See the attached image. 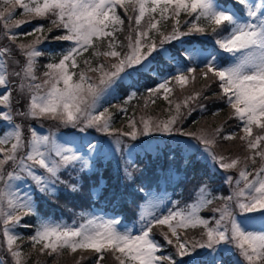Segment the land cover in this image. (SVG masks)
<instances>
[{
  "label": "snow or ice",
  "instance_id": "6c2138e0",
  "mask_svg": "<svg viewBox=\"0 0 264 264\" xmlns=\"http://www.w3.org/2000/svg\"><path fill=\"white\" fill-rule=\"evenodd\" d=\"M242 7L241 14L218 3V0H2L0 22L3 36L15 45V49L24 58L23 64L13 57L11 46L0 47V86L5 88L0 93V123L7 122L10 130L0 131V227L6 242L7 253L13 264H27L28 256L23 253L17 241L23 237L14 231L21 225V220L34 215L32 198L29 194L19 195L14 190L13 181L24 176L30 178L41 192L51 191L49 185L59 181V173L82 161L84 167L88 161L78 150L57 144L50 135H40L35 129L30 131V138L24 136L22 125L15 123L13 117V95L8 90L10 76L19 77L18 90L26 96L25 111L16 115L44 118L57 121L61 125L78 128L84 132L95 128L108 136L114 137V143H123L121 137L136 140L138 136H147L151 132L172 133L179 131L175 127L182 120V105L189 107L190 101H196L201 91H194L179 103L175 104V114L165 120L152 116H141L140 127L134 119L128 121V131L115 129L112 124L113 114L108 108H100V100L112 89L122 74L128 69L144 66L145 61L153 53L164 50V46L181 37L196 34H207L210 29L215 37V44L224 53L232 56L228 66H219L213 56L200 71L203 79H214L220 89L219 98L225 99L231 109L230 118L240 122V130L244 133L239 139L245 142L249 155L241 158L218 155L214 149L218 138L233 140L236 134L223 135V127L212 131L202 129L199 133L183 132L204 146V151L219 165L220 169L229 171L239 167L238 176L226 177V183H235L236 187L230 196H201L198 201L186 209H169L167 214L159 216L148 213L151 219L142 226L138 234L131 230L120 231L119 221H100L88 219L78 227L41 222L34 234L28 239L33 250L39 246V253L47 252L49 256L60 255L63 250H93L99 254L97 264L110 253L118 264H177L173 255H163L162 245L153 237L156 226H165L167 231L161 235L168 245L175 249V256L186 257L197 249L215 251L218 246L231 245L243 264H264V230L249 231L237 219L232 203L245 219L258 217L264 221V0L252 3L250 0H235ZM123 9L125 15L129 10L130 30L127 43L121 44L115 33L123 30L124 19L117 9ZM17 9L22 10L25 19H15ZM191 18L185 24L188 30H180L181 14ZM247 17L246 19L244 17ZM159 17V18H157ZM175 18L172 30L165 34L159 25L161 21ZM33 20H48L51 27L61 34L51 36L53 41L70 42V46L62 54L58 62L45 65L42 78L36 75L37 60L44 53L38 45L49 39L43 35L44 25H36L31 32L17 33L23 24ZM134 21L135 27H132ZM203 21V23H201ZM28 43H18L20 36H33ZM157 37L158 42H157ZM92 49L96 63L85 59L80 68L78 57ZM122 49H125L122 51ZM189 59L194 54L185 50ZM103 58V59H100ZM20 65L19 71L9 72V62ZM196 68L180 71L165 80L158 88L151 89L149 95L163 90V98L169 100L173 89L169 86L173 81L184 89L190 82L194 83ZM39 81V82H38ZM135 96L133 93L129 100ZM127 103V101H126ZM154 103V101H153ZM147 106V104L145 105ZM126 112V109H119ZM191 114V110L187 113ZM254 129L258 132L254 134ZM89 152L97 151V146L87 144ZM53 154L58 159H53ZM260 166L249 171L251 165ZM11 165V171L7 166ZM42 169L46 175L37 174L36 168ZM18 170V171H17ZM20 173H23L22 176ZM249 177H252L249 179ZM75 189V185H73ZM202 192L206 189H201ZM213 199H222L223 205L212 209L219 213L218 218L206 219L199 213L211 205ZM146 216L141 215L144 221ZM202 229L200 239L187 236L188 229ZM0 264H4L0 261Z\"/></svg>",
  "mask_w": 264,
  "mask_h": 264
},
{
  "label": "rangeland",
  "instance_id": "374dc122",
  "mask_svg": "<svg viewBox=\"0 0 264 264\" xmlns=\"http://www.w3.org/2000/svg\"><path fill=\"white\" fill-rule=\"evenodd\" d=\"M252 3H260L261 0H250ZM220 4V3H219ZM223 5V4H221ZM228 9L235 11L238 15L239 12L237 9H233L231 5H225ZM0 7H3L2 0H0ZM132 12L131 10H129ZM22 15V10L17 9V13L15 16V19H25ZM159 18V17H157ZM181 18V19H180ZM247 18L246 16L244 17ZM175 19V18H172ZM180 21V29L182 31H187L188 26L185 24L186 20H190L191 18L187 17L185 14H181L179 17ZM203 23V21L201 22ZM44 25V33L43 35H47V29L51 27L50 22L48 20H33L31 23L23 24L19 29H16L15 31L17 33H28L33 30V28L36 25ZM185 25L186 30L183 29V26ZM56 30V29H53ZM61 32L58 30V32H55L54 35H59ZM25 37H30L29 39H25ZM33 39H35V35L33 36H20L18 43H28L31 42ZM56 41L48 42L44 41L40 45H38L39 49L44 53L41 57L37 60V68H36V75L38 77L42 78V73L46 71L45 65L49 62H58V60L61 58L62 54L67 50V48L70 46V42L63 44L60 43L59 49L53 48V45ZM66 45V46H65ZM4 46H11L13 48V57L16 60H19L21 64L24 62V58L20 55V53L15 49V45H12L10 41L6 40V38L3 36V28H2V22H0V47ZM63 47V48H62ZM185 50H188L194 54L193 59H189L187 56V59L193 61L196 63L199 67V69H203L205 66V63L207 60H210L213 56L216 57V63L219 66H223L220 64L217 51L213 47H210L208 49H202L201 47H193L191 45H186ZM164 57L167 59H171L173 62L172 64L174 67L171 70H166L164 74L160 75L159 82L155 86H153L152 89L158 88V86L163 83L165 80H169V75H176L180 71H186L188 68H190L189 65H187L185 62L177 61L175 58H173L172 54H170L166 49L160 50ZM172 55V56H171ZM176 56V55H174ZM146 62V61H145ZM192 62V63H193ZM78 63H79V57H78ZM232 63V62H230ZM146 64V63H145ZM144 67H147V64ZM228 66V65H227ZM84 65H81L80 68H83ZM226 67V66H224ZM20 65H17L15 63L9 62V72L16 70L19 71ZM132 69H128L126 73L122 74L123 79L120 81H129L130 79H126L128 72H130ZM126 79V80H125ZM109 90L108 93L105 94L104 97L100 100V108L97 111H102L103 108H110V106H116V111L111 112L113 114V120L115 113H119L121 108L125 109L126 106L128 107L130 103L134 100V97L129 100V97L135 93V87L134 89H131L127 96L124 98L122 97L119 82ZM170 81V80H169ZM39 82V81H38ZM18 83H19V77L10 76V81L8 84V90L12 92L13 95V117L15 123H19L22 125L25 139L27 140L30 138V131L32 129H35L38 134L40 135H50L52 136L57 144H61L67 147H72L74 149L78 150V154H80L82 157H84L85 160L88 161V166L84 167L83 160L77 162L74 166H70L66 169L62 168L61 171L67 170V171H88V172H95L98 176H100V172L93 168L92 165L94 162L99 161L101 159L103 162L107 160H111L110 167L112 168V175L114 177V181L112 182L111 187H109L106 183L100 184L96 187V189H93L94 194V200L95 201H101L98 200L99 193L101 192L102 195H107L108 200H112V205H115V211L121 204L122 198L129 203L130 201L133 203L134 197L132 196V190L126 187L124 180L122 179L121 175L123 174H133L135 172H138L141 169V166H137L136 162H132L137 152H142L143 150L147 151L146 149H150V152L153 156H159L161 159L164 157H167L169 160L167 170L163 171V176L158 178L157 180V187H153L149 190H145L144 192V200L139 206V212L138 217L136 220L132 223H124L121 220V216L117 215L115 213H109V212H103L101 209L94 208L92 210L81 212L75 217V219L69 221H55L52 219H41L39 220L38 226L41 222H47L50 224H60L65 226H72V227H78L80 224L84 223L88 219L95 218L100 221H109V220H117L119 221L117 227L120 231L124 230H131L133 234H138L142 228V226L147 222V219H151V216L148 215V213H155V215L159 216L161 214H167V211L169 209H175V208H181L186 209L187 206L192 205L198 201V199L201 196H207L208 198L215 197V193L211 191V189L217 191V189L224 185L228 192L229 196L232 195L233 189L236 187L235 183L229 184L226 183V177L231 175L234 179L238 176L239 167L237 169L224 171L223 169L219 168V165L216 164L208 155L207 152L204 151V146L200 144L197 140L193 139L190 136H173V137H167L165 139L160 138H148V136H144V138L137 142L136 140H132L131 138L121 137L123 143H121L119 146H117L114 143V140H112L108 135L98 132L95 128H89L86 129L84 132L79 131L78 128H72L70 126H65L59 124L57 121L39 118L34 119L31 117H25L21 116V119H16L15 114L18 112L25 111V105L27 103V99L25 95H22L20 91L18 90ZM136 85H140L139 82L135 81ZM171 84V83H170ZM172 89L179 85L175 84L173 81L171 85H169ZM150 88V89H151ZM176 88V87H175ZM149 89V90H150ZM174 91V90H173ZM172 93L169 94L173 95ZM5 88L3 86H0V93H4ZM150 93V92H149ZM163 97L164 93L163 90H161L160 93L155 95H148L146 96L147 101H152L156 97ZM183 100V99H182ZM181 100V101H182ZM127 101V103H126ZM179 101V102H181ZM177 102V103H179ZM190 105V104H189ZM183 112H186L187 107H184ZM230 109V107H229ZM0 110L6 111L7 109H3V106H0ZM231 110V109H230ZM182 112V109H181ZM121 113H123L121 111ZM112 120V123H113ZM181 122V121H180ZM180 122L178 121L175 127L177 128L178 125H180ZM199 127L194 130V132L199 133L202 129L207 131H212L217 127H220L221 125L217 126L216 124L212 126H203L201 125V122L198 124ZM3 127L4 131L10 130V125L7 122L0 123V128ZM179 129V133L183 132H189L188 129L184 128H177ZM93 131V132H91ZM258 132L257 129H254V134ZM163 133V132H158ZM235 133L237 140L239 141L236 146L245 145L244 141H241L239 137L241 135H244V133L240 130V123L239 125L234 126H223V132L221 133V137L223 135H228ZM170 139L171 143H169L166 146V151L168 152V155L161 152V143L166 140ZM220 140V138H218ZM95 144L97 146V151L95 152H89L87 148L88 143ZM217 146V145H216ZM219 147V146H217ZM246 148V145H245ZM217 150V148L214 149V151ZM246 150H248L246 148ZM179 151L183 154L185 159L192 158L194 161L202 160L204 163H206L209 166V172H214L215 175L208 177L210 181V185H206L204 183L195 182V188L192 191V196L190 199H186L184 194L180 197L179 194V187L178 185H184L188 183L191 180V176H189L186 172L183 171L182 166L177 165V160ZM221 151V150H220ZM236 152V150H234ZM232 152H217L218 155H223L226 157H236L239 156L241 158L247 156L246 151L243 153H233ZM249 151V150H248ZM249 155V154H248ZM53 159H58V157H55L53 154ZM82 169H79V167ZM260 166L259 158H257V164L251 165V162H249V171L252 170V168H258ZM8 171H11L13 169H10L7 167ZM37 174L46 175L42 169H39L38 167L35 169ZM18 171V170H17ZM60 171V172H61ZM22 176H24L23 173H20ZM60 174V173H59ZM252 177H249L251 179ZM14 185V190L17 191L19 195H24L25 193L29 194L32 198L33 208L35 207V195L37 194V190H39V186L35 184L30 178L24 176L22 180L19 181H13L11 182ZM80 181L79 183H73V182H65V184L62 185H69L72 188L73 194H76L78 192H84L85 189H82L80 187ZM73 185H75V189L73 188ZM1 186L3 188V182L1 183ZM60 187L59 181H57L54 185H49V188L52 189L51 191H45L42 194L47 193H54L58 188ZM206 189V191L202 192L201 189ZM40 191V190H39ZM130 194V195H129ZM117 200V201H115ZM215 200H213L214 203ZM208 205L207 207L203 208L200 211V215L206 219H210L212 217L218 218L219 213L213 212L212 209L219 208L223 205L222 203H217V205ZM213 205V207H211ZM72 209V206H70ZM232 209L237 214V219L242 223V225L249 231H262L264 230V221H262L258 215L256 218H249L245 219V217L241 214H239L238 209L235 208V203H232ZM144 214L146 216V219L144 221L141 220V215ZM74 215V214H73ZM156 229V232L160 236V238L163 240L164 248H167V252L165 253L162 251L163 255H173L174 259L179 264L187 263V264H203V261H208L207 264H243L242 258L239 256L238 252L231 247V245H221L216 248L215 251L210 249H197L195 253H192L190 256L186 257H179L175 256V249L172 245H168L166 241L164 240V237L161 235L162 231H167V228L165 226H156L154 227ZM14 231L20 235L19 230L17 229V226L14 228ZM202 229H188L187 230V236L189 239L195 238L200 239V233ZM153 237L154 234L152 233ZM156 239V238H155ZM22 240L17 241V243L22 246ZM159 242V241H158ZM39 252V246H37V249L34 251ZM64 251H69L65 249ZM93 252V250H77L76 252ZM40 255V254H39ZM44 257H39L38 260H33L31 264H56L53 261L58 260V257L60 255L53 254L48 259L47 256L44 255ZM99 257V254H98ZM83 259V257H81ZM80 257L77 256L76 260H72L70 264H74L77 262ZM0 261H3L4 264H13L12 258L9 253H7L6 250V242L2 236V227H0ZM118 263V262H117Z\"/></svg>",
  "mask_w": 264,
  "mask_h": 264
},
{
  "label": "trees",
  "instance_id": "16d2710c",
  "mask_svg": "<svg viewBox=\"0 0 264 264\" xmlns=\"http://www.w3.org/2000/svg\"><path fill=\"white\" fill-rule=\"evenodd\" d=\"M219 3L223 5H232L238 8L239 10H242V7L235 3V0H218ZM118 14L124 19V25L122 31H117L115 33L116 38L121 44H126L127 40L126 37L129 34L130 30V21L128 19L129 16L134 15L132 12H128L127 15H125L123 9H117ZM181 19V18H180ZM175 19H168L167 21H161V24L159 27L161 30L168 34L171 32L173 24ZM181 21V20H180ZM182 25V24H180ZM132 27H135L134 21L132 22ZM183 29L186 30L185 25L183 26ZM181 30V29H180ZM182 31V30H181ZM55 32H58V30H53L52 33H48L47 36H49V39L46 40L48 42L53 41L51 39V36H54ZM30 37H25V39H29ZM217 37L213 36L211 34L210 29L208 30L207 34L201 35L193 33L188 36L181 37V39L172 41L169 44H166L164 48L172 54L171 56L173 58H178L181 60H184V50L186 45H192V46H201L203 48H209L210 46L217 48L219 47L215 44V39ZM157 37V42H158ZM60 43L65 44V42H59L56 41L54 43L53 48L58 49L60 47ZM125 49H122V51ZM176 55V56H174ZM223 60V64H226V60L223 59V57H219ZM85 59H90L93 61V65H95L96 58L92 56V49H89L87 52H84L82 56L79 57V65H84L83 61ZM103 59V58H100ZM147 67L144 66L138 67V69L134 70L133 74H130V77L134 78L133 83L130 87L136 86V95L135 100L130 103L128 107H126V112L124 113H115L114 120H113V127L115 129H119L121 131H128V121L129 119H134L137 123V126L140 127V117L143 116H152L155 119L165 120L169 117L170 114H175V104L179 101H181L185 96L190 95L194 91H201V96L196 101H190L189 107H187L186 112L184 111V108L181 107L182 113H184V117L182 120H178L180 122V125L177 126V128H186L189 130V132H194L195 129L199 127V123L201 122V125L203 126H209L213 125H221L223 126H234L239 123L238 120L234 118H230L231 110L229 109L228 104H226L225 99L219 98V86L218 82L214 79H203L200 76V71L202 69H199L197 66H194V68L197 69L196 73L193 75L196 76V80L194 83H189L185 86L184 89H181L180 87L175 86L173 88V95L169 96V100L172 101V104H169V101H166L162 96L156 97L154 100L147 101L145 98L149 94H146L143 89L145 87L152 86L153 81L157 80V76L159 74H162L165 70H170L172 68L171 65V59H167L164 57V54L159 50L157 53H153L151 57H149V61L146 63ZM155 79V80H153ZM139 82L140 85H136L135 81ZM123 82V81H122ZM172 84V83H171ZM123 86L120 90L121 92H124L123 94H126L128 92V85L126 83H122ZM145 94V95H144ZM154 101V103H153ZM147 104V106H145ZM111 112L116 111L115 106H110ZM191 110V114L188 115L187 113ZM16 119H21L19 115H16ZM0 131H4L3 127L0 128ZM93 132V131H91ZM182 133H179L178 131H174L172 133H158V132H151L148 138L151 137H160L162 139L166 138L167 135L174 136V135H181ZM111 137V136H109ZM114 138V137H111ZM128 139L130 137H127ZM144 136H138L136 141L140 142ZM236 137L233 140H223L220 138L217 142V152H232L236 150L237 153L241 154L244 151H246L247 155L249 154V151L246 150L245 145L236 146L239 142ZM163 153L165 152L164 148H161ZM221 150V151H220ZM235 151L233 153H236ZM166 154V153H165ZM168 155V154H166ZM180 159V157H179ZM169 159L167 157H164L161 159V157L156 156L153 157L148 151L145 153L138 152L135 155V161L137 166H141V169L138 172H135L133 174H130V176L123 175L124 182L126 187L132 190V196L134 197L133 203L130 201L129 203H124L122 205V208L118 211L123 213L124 217L126 219H133L136 214V207L137 203L140 200L141 191L144 188H148L149 186H153L157 183L158 178L163 176V171L167 170L168 161ZM178 166L183 167V171L186 172L189 176H191V180L181 186V190L187 194L188 199L192 196V191L195 188L194 183L197 181H201V183H204L206 185H210V181L208 177H211L213 175H209V166L202 162L201 160H193L192 158L186 159L181 156V160L177 162ZM254 166V165H253ZM10 169H12V166H7ZM100 172L104 174V176H100L101 181H105V183L111 187L112 182L114 181V177L112 175V170L110 167V162L106 163L104 166H99ZM163 170V171H162ZM76 175H79L81 177L80 186L83 188L85 185H96L99 182V176L95 172H91L89 174H86L84 172H77ZM61 176V174H60ZM63 178V177H62ZM59 179V185L60 187L54 192V193H47L42 194L43 192L37 190V194L35 195V214L26 216L21 220V225L23 224H29L31 227H23V226H17V229L20 232V236L23 237L22 239V246L21 249L23 253H25L28 256L27 264H31L33 260L40 259L39 257H44L43 254H40L37 250L34 251L31 245V242L29 241V237L34 234L37 226H38V220L39 219H53V220H67L71 216H74L75 212L77 211L76 203L78 206H82L86 204V199L88 197L87 194L83 192L81 195L73 194V191H70L67 187H64L63 190V181ZM212 192H214L216 195L215 197H225L229 196V192L227 188L224 185H221L217 191L211 189ZM77 197V199H76ZM215 200L213 205H217V203L224 202L222 199H213ZM213 205L211 207H213ZM72 206V209L71 207ZM154 236L156 239H158L159 243L164 246L163 240L160 238L158 233L156 232V229H153ZM40 254V255H39ZM44 255H48L47 252L44 253ZM78 257H83V259H79L74 264H97L98 260V254L93 252H69L64 251L60 254L58 257V260L53 261L56 264H70L72 260H76ZM51 256H47L49 259ZM207 263L208 261H203ZM204 263V264H205ZM100 264H118L117 261L113 258V256L110 253H104V258L100 261ZM178 264V263H177ZM179 264H187L180 262Z\"/></svg>",
  "mask_w": 264,
  "mask_h": 264
}]
</instances>
